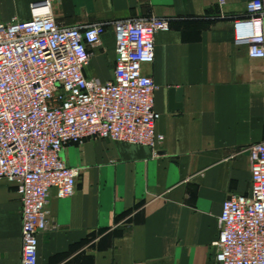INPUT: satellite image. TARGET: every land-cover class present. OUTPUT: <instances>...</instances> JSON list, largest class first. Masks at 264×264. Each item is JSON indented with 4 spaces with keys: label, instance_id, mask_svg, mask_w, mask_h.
<instances>
[{
    "label": "crops",
    "instance_id": "1",
    "mask_svg": "<svg viewBox=\"0 0 264 264\" xmlns=\"http://www.w3.org/2000/svg\"><path fill=\"white\" fill-rule=\"evenodd\" d=\"M43 0H0V23L31 20ZM252 0H59L63 27L103 24L88 79L116 68L114 25L160 17L155 61L143 74L159 86L155 147L88 140L63 152L79 170L73 197L51 193V228L39 235L38 264H217L223 204L252 190L251 154L264 142V60L235 43L234 21ZM182 89L181 109L170 90ZM175 103H178L177 101ZM17 184L0 180V264H22Z\"/></svg>",
    "mask_w": 264,
    "mask_h": 264
},
{
    "label": "built area",
    "instance_id": "2",
    "mask_svg": "<svg viewBox=\"0 0 264 264\" xmlns=\"http://www.w3.org/2000/svg\"><path fill=\"white\" fill-rule=\"evenodd\" d=\"M59 0L31 5V20L0 23V180L21 195L22 264H38L39 235L51 228V193L73 197L79 170L63 152L88 140L155 147L159 86L143 74L155 61L157 34L165 18L119 21L114 79H88L91 47L106 33L103 24L63 27L54 16ZM235 43L264 60V0H252L234 21ZM252 190L222 206L217 264H264V142L251 146Z\"/></svg>",
    "mask_w": 264,
    "mask_h": 264
},
{
    "label": "water",
    "instance_id": "3",
    "mask_svg": "<svg viewBox=\"0 0 264 264\" xmlns=\"http://www.w3.org/2000/svg\"><path fill=\"white\" fill-rule=\"evenodd\" d=\"M170 99H171V103H172L173 108L181 109L182 108L181 103L183 101V90L182 89H179V90L172 89V90H170ZM176 101L178 103H175Z\"/></svg>",
    "mask_w": 264,
    "mask_h": 264
}]
</instances>
